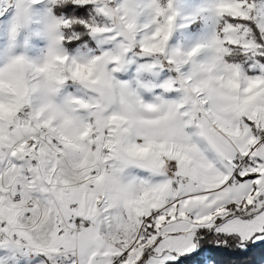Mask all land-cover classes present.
<instances>
[{
    "label": "rangeland",
    "instance_id": "374dc122",
    "mask_svg": "<svg viewBox=\"0 0 264 264\" xmlns=\"http://www.w3.org/2000/svg\"><path fill=\"white\" fill-rule=\"evenodd\" d=\"M62 1L93 5L98 16L83 22L91 30L96 47L83 44L72 49L66 45L77 34L71 26L74 19L54 13L55 5ZM108 2L14 0L15 6L0 19V190L4 183L9 184L15 175H20L43 206L41 219L31 218L23 201L0 193V221L5 212L14 213L24 227L20 231L23 237L45 249H54L64 242V237H59L60 242L56 238L57 208L49 187L64 189L61 185L78 183L93 188L108 173L95 179L90 173L99 159L97 141L91 132L105 133L113 143L120 128L141 126L140 117L146 110H150L149 118L155 125L163 111L180 109L181 124L197 126L202 119V97L215 114L233 117L238 126L242 111L237 103L243 96L244 83L264 70L258 60V55L264 53V44L256 40L251 22H246L256 24L264 41V0ZM231 17L234 20H229ZM239 54L244 55L243 61L237 59ZM24 105L32 107V118L37 124L48 126L67 141L72 148L68 158L59 159L46 144H26V137L32 132L27 123L18 124L16 136L9 133V124L16 121L15 112ZM135 144L139 145V141ZM6 145H13L14 163L4 171L6 153L2 147ZM251 149L241 153L249 162ZM30 153L38 156L37 165L26 161ZM249 167L250 164L244 172ZM262 183L260 193L253 194L254 200L258 199L257 208L264 207V177ZM98 196L94 201L96 223L103 233H120L116 237L120 249L121 244H132L142 234L150 236L154 243L162 236L160 221L165 218L155 223L157 231L148 228L143 233L147 215L142 220L127 214L125 209L114 211L105 195L102 201ZM246 209L228 212L218 225L225 217L245 213ZM230 223L228 232L238 231L244 237L262 227L247 226L239 219ZM174 247L187 248L181 242L167 250L175 252ZM196 247L197 244L194 250ZM139 249L144 248L135 252ZM44 261L47 264L45 257L14 260L5 244L0 243V264ZM206 264H211L209 258Z\"/></svg>",
    "mask_w": 264,
    "mask_h": 264
},
{
    "label": "crops",
    "instance_id": "0c3cea01",
    "mask_svg": "<svg viewBox=\"0 0 264 264\" xmlns=\"http://www.w3.org/2000/svg\"><path fill=\"white\" fill-rule=\"evenodd\" d=\"M262 71L244 81L243 96L237 103L242 111L238 126L233 117L215 114L208 100L202 97L199 100L202 107L200 125H182L180 109L163 111L160 122L155 125L149 118L150 110H146L140 117L141 126L116 131L114 150L109 157L112 168L95 182L93 188L78 183H71L68 187L61 185L64 189L49 187L52 200L61 205L66 215L76 212L89 224L77 237L58 235L57 241L60 242L59 237H64L67 247L77 248L79 264H110L111 257L120 251L116 243L120 233L106 234L99 229L94 202L96 195H99V201L105 195L113 210L125 209L128 210L127 214L143 220L146 215L163 208L165 199L175 194L173 180L168 174L170 165L184 173L190 179V185L198 181L200 189L190 187V195L186 194L184 188L180 189L182 198L167 210V216L160 221L162 236L150 248L137 250L126 264H153V260L166 264L175 261L180 255L194 250L198 228L237 209L242 211L247 208L245 213L251 216L229 215L217 226V230L228 231L229 223L238 219L247 226H264V207H255L258 199L253 198L254 193H260L264 177V144L258 141L259 129L264 126ZM136 141H139V145L135 144ZM249 147L252 148L250 167L237 177L235 169L238 157ZM96 150L99 158L98 148ZM250 173L255 176L243 177ZM73 203L78 205L75 210L70 207ZM181 242L187 248L174 247L175 252L167 250ZM145 252L147 258L143 259ZM166 253H170L169 256ZM43 263L46 264L45 261Z\"/></svg>",
    "mask_w": 264,
    "mask_h": 264
},
{
    "label": "built area",
    "instance_id": "2783aa9c",
    "mask_svg": "<svg viewBox=\"0 0 264 264\" xmlns=\"http://www.w3.org/2000/svg\"><path fill=\"white\" fill-rule=\"evenodd\" d=\"M11 1V2H10ZM104 5L109 4L108 0H101ZM10 2V3H9ZM15 6L14 0H0V10L5 12L9 11ZM33 109L30 105H24L15 112L16 121L12 122L8 126L9 133L16 136L15 132L18 124L27 123L32 129V132L27 136L26 144H36V142L46 144L55 153L59 159H66L72 152V149L66 144V140L57 134H55L48 126L37 124L34 121ZM93 140L97 141L100 148V159L90 169V173L93 178L100 176L104 171L108 170L111 166L110 162H104L110 155V151L113 148V143L109 141L107 134L95 130L91 132ZM259 143L264 144V126L259 129L258 132ZM6 153V160L4 169H8L14 163L11 153L13 145H6L2 147ZM249 156V155H248ZM239 163L236 165V173H242L248 168L250 162L241 155ZM26 160L33 163H38V157L35 153H30L26 157ZM168 174L171 176L174 183V196L167 197L165 199V205L163 208L153 211L148 220L150 225L155 223L165 216V210L167 207L179 202L182 198L180 189L184 188L186 194H191V188L200 189L198 181L192 182L190 185V179L182 172L178 171L175 167H168ZM1 194L8 195L10 198L19 199L24 201L27 208V215L33 216L39 212L40 215L43 211V206L38 197L30 190L25 179L20 175H15L9 184H3L0 190ZM73 208H76V204H72ZM160 218V219H159ZM56 221L59 225V234L77 236L83 229L87 227V222L80 218L76 213L66 215L63 210L58 206V213ZM24 227L19 225L17 217L14 213L8 211L0 221V241L6 246L7 251L11 257L16 260L24 258H35L43 256L47 260V264H78L79 255L78 250L75 247H67L65 243L54 248L45 249L29 243L21 234V230ZM141 246H148L145 239H141L139 242ZM136 245H123L122 249L115 254L110 264H126V260L130 254L135 250Z\"/></svg>",
    "mask_w": 264,
    "mask_h": 264
},
{
    "label": "trees",
    "instance_id": "16d2710c",
    "mask_svg": "<svg viewBox=\"0 0 264 264\" xmlns=\"http://www.w3.org/2000/svg\"><path fill=\"white\" fill-rule=\"evenodd\" d=\"M54 13L58 16L66 15L74 19L71 25L77 36L67 40L65 43L69 48H76L78 45L86 44L89 47H96L91 30L83 22L96 17L91 4H75L70 1H62L55 5ZM229 20H234L232 17ZM243 21V20H242ZM250 25L255 33L256 40L264 44L256 24L252 21ZM237 59L243 61L244 55L239 54ZM258 60L264 64V53L258 55ZM238 177L239 174L237 173ZM255 174H245L244 178L254 177ZM248 217L250 214L239 213ZM221 222L217 219L213 226H202L196 230V244L194 251L180 255L175 261H168L166 264H204L209 258L213 264H263L264 263V226L260 227L254 234L244 237L239 232H228L216 230L215 225ZM147 258L144 253L143 259Z\"/></svg>",
    "mask_w": 264,
    "mask_h": 264
},
{
    "label": "bare ground",
    "instance_id": "6f19581e",
    "mask_svg": "<svg viewBox=\"0 0 264 264\" xmlns=\"http://www.w3.org/2000/svg\"><path fill=\"white\" fill-rule=\"evenodd\" d=\"M11 2V1H10ZM9 2V3H10ZM6 13H7V11L5 12L3 9H1L0 10V19H2L5 15H6ZM202 104H205V102L204 101H202ZM204 106V105H203ZM16 119V118H15ZM102 134H105V133H102ZM97 147L99 148V146H98V143H97ZM99 151H100V148H99ZM111 151H113V148H112V150ZM111 151H110V153H111ZM240 156H241V154L239 155V160H240ZM12 157V156H11ZM38 157V156H37ZM109 157H110V155L108 156V158H106L105 160H104V162H110L111 163V166H110V168L108 169V170H106V171H104L103 173H105V172H108L111 168H112V162L109 160ZM99 159H100V156H99ZM99 159H98V161H99ZM65 160V159H64ZM238 160V161H239ZM26 161H28V160H26ZM97 161V162H98ZM28 162H30V161H28ZM31 163V162H30ZM38 163H39V159H38ZM38 163H31L32 165H37ZM4 165H5V162H4V164H3V170L4 171H6V170H8L9 168H11V167H9L8 169H4ZM13 165V164H12ZM171 166V165H170ZM170 166H168V167H170ZM172 167H174V166H172ZM176 168V167H175ZM177 169V168H176ZM102 173V174H103ZM101 174V175H102ZM237 174V173H236ZM170 176V175H169ZM99 177V176H98ZM98 177H95V178H98ZM171 177V176H170ZM94 178V179H95ZM90 186H93V184H90ZM2 189V188H1ZM1 193V192H0ZM175 193V192H174ZM188 195V194H187ZM4 196H8V195H4ZM14 201H22V200H19V199H14V198H12ZM24 202V201H23ZM178 203V202H177ZM177 203H175V204H173L172 206H170V207H167L166 208V210H165V216L164 217H166L167 216V210L168 209H170L171 207H174ZM56 204V208H57V213H58V206L61 208V205L60 204H57V203H55ZM73 204H75V203H73ZM24 205H25V203H24ZM77 205V204H76ZM165 205V204H164ZM70 207L73 209V210H75V209H77L78 208V205H77V207L76 208H73L72 207V204L70 205ZM25 209H26V211H27V208H26V206H25ZM73 213H76V212H73ZM42 215H43V211H42V214L40 215V213L39 212H37V213H35L33 216H29V215H27L28 217H31V218H33V217H36V218H39V219H41V217H42ZM151 215V214H150ZM149 215V216H150ZM57 216V215H56ZM160 219V218H159ZM86 221V220H85ZM55 222H56V224H57V226H58V234H59V225H58V223H57V221H56V218H55ZM87 222V221H86ZM150 223V221L148 220V217L145 219V221H144V225H143V228H142V232L143 233H145V231H147L148 230V228H153L155 231H157L159 228H157L156 227V225H150L149 224ZM88 222H87V227H88ZM86 227V228H87ZM85 228V229H86ZM85 229H83V230H85ZM82 230V231H83ZM81 231V232H82ZM80 232V233H81ZM79 233V234H80ZM78 234V235H79ZM60 236H62V235H64V234H59ZM77 235V236H78ZM67 236H71V235H67ZM77 236H72V237H77ZM141 239H145V241H146V244L148 245V246H141V245H139V241L141 240ZM0 243H3V242H1L0 241ZM4 244V243H3ZM154 244V240H151V237L150 236H147V235H145V234H142V235H140L138 238H137V240L134 242V243H132V244H129V245H136V247H134L135 248V250L137 249V248H140V247H142V248H150L152 245ZM125 246H128V245H125ZM122 247H123V245L121 244V249H122ZM120 249V250H121ZM135 250L130 254V256H129V258L126 260V263H127V261L128 260H130V258L132 257V254L135 252ZM117 254V253H116ZM115 255V254H114ZM113 255V256H114ZM112 256V257H113ZM40 257H43V256H40ZM112 257H111V259H112ZM35 258H37V257H35ZM12 259H14L13 257H12ZM24 259H29V258H24ZM24 259H21V260H24ZM14 260H16V259H14ZM47 261V260H46ZM79 264V263H78Z\"/></svg>",
    "mask_w": 264,
    "mask_h": 264
}]
</instances>
